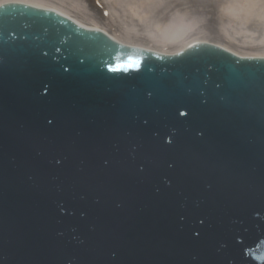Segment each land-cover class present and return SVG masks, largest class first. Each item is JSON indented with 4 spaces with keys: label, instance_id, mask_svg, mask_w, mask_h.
<instances>
[{
    "label": "water",
    "instance_id": "95a60500",
    "mask_svg": "<svg viewBox=\"0 0 264 264\" xmlns=\"http://www.w3.org/2000/svg\"><path fill=\"white\" fill-rule=\"evenodd\" d=\"M0 264H264V59L0 8Z\"/></svg>",
    "mask_w": 264,
    "mask_h": 264
},
{
    "label": "rangeland",
    "instance_id": "374dc122",
    "mask_svg": "<svg viewBox=\"0 0 264 264\" xmlns=\"http://www.w3.org/2000/svg\"><path fill=\"white\" fill-rule=\"evenodd\" d=\"M25 1L59 8L128 45L174 53L206 41L242 56H264V0Z\"/></svg>",
    "mask_w": 264,
    "mask_h": 264
},
{
    "label": "bare ground",
    "instance_id": "6f19581e",
    "mask_svg": "<svg viewBox=\"0 0 264 264\" xmlns=\"http://www.w3.org/2000/svg\"><path fill=\"white\" fill-rule=\"evenodd\" d=\"M14 1H17V2H20V3H25V4H28V5H30V6H32V7H35V8H41V9H51V10H53V11H55L56 13H58L59 15H63V16H65V17H67V18H70V19H72L75 23H77L78 25H81L82 27H84V28H86V29H94V30H100V31H102V32H105V33H107L106 32V30L105 29H103V28H101V27H99V26H97V25H95V26H86V25H84V24H82L81 22H79L78 20H76V19H74L70 14H68L67 12H64V11H62V10H60L59 8H55V7H51V8H48L49 6H44V5H42V4H38V3H33V2H27V1H25V0H14ZM3 3H6L5 1H2ZM2 2H0V5L1 4H3ZM176 37H171V38H169V39H166L167 41H176V40H178L181 36H182V34L180 35V34H178V37H177V35H175ZM114 37V36H113ZM112 37V38H113ZM113 39H116L115 37L113 38ZM153 51H156V50H153ZM157 52V51H156ZM238 55V54H237ZM242 56V55H241ZM259 57V56H258ZM261 57H263V56H261Z\"/></svg>",
    "mask_w": 264,
    "mask_h": 264
}]
</instances>
